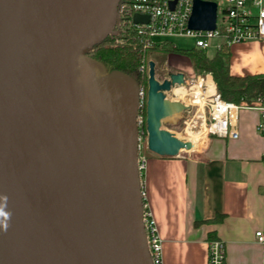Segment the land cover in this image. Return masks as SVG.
I'll use <instances>...</instances> for the list:
<instances>
[{
  "label": "water",
  "instance_id": "1",
  "mask_svg": "<svg viewBox=\"0 0 264 264\" xmlns=\"http://www.w3.org/2000/svg\"><path fill=\"white\" fill-rule=\"evenodd\" d=\"M121 1L0 0V264H153L140 86L86 54L114 36ZM217 15L215 1L193 0L189 30L215 31ZM185 80L160 82L150 61L147 146L162 158L196 151L164 129L189 110L166 95Z\"/></svg>",
  "mask_w": 264,
  "mask_h": 264
},
{
  "label": "crops",
  "instance_id": "2",
  "mask_svg": "<svg viewBox=\"0 0 264 264\" xmlns=\"http://www.w3.org/2000/svg\"><path fill=\"white\" fill-rule=\"evenodd\" d=\"M229 49L231 75H264L262 41ZM216 52L207 50L210 57ZM186 60L191 68V60ZM208 78L216 89L212 76ZM260 121L258 110L240 109L232 123L237 139L210 136L197 145L204 136H190L196 145L192 155L148 154L142 187L162 240L163 264H209V245L214 241L224 244L226 264H264V245L255 236L264 223Z\"/></svg>",
  "mask_w": 264,
  "mask_h": 264
},
{
  "label": "built area",
  "instance_id": "3",
  "mask_svg": "<svg viewBox=\"0 0 264 264\" xmlns=\"http://www.w3.org/2000/svg\"><path fill=\"white\" fill-rule=\"evenodd\" d=\"M174 0H122L118 18L119 24L114 28V36L136 38L148 50L156 43L154 39L172 37H190L195 39L196 49L209 50L213 47L214 40L222 41L216 46L221 49L224 45L242 44L251 40L264 43V0H211L218 4L217 28L213 32L189 30V20L193 10V0H179L175 9H171L170 2ZM147 15L148 24L135 25L134 16ZM147 71V64L142 61L139 73ZM202 89L207 90V79L200 78ZM199 79V80H200ZM198 80V81H199ZM139 107L136 123L139 136V169L143 174L148 160L147 146V92L144 85H140ZM208 115L204 114L205 133L208 137L237 139L238 132L233 127L236 113L240 109H256L261 114L258 131L264 136V102L258 101L252 105L241 103L234 104L222 99L220 93L214 88V93L206 98ZM144 202L143 225L147 239L148 250L153 264H163L162 240L159 236L157 222L147 201V194L142 187ZM257 242L264 245L263 227L255 233ZM209 264H226L225 247L220 241L209 245Z\"/></svg>",
  "mask_w": 264,
  "mask_h": 264
},
{
  "label": "trees",
  "instance_id": "4",
  "mask_svg": "<svg viewBox=\"0 0 264 264\" xmlns=\"http://www.w3.org/2000/svg\"><path fill=\"white\" fill-rule=\"evenodd\" d=\"M131 38V37H130ZM130 41L128 45H117V41ZM149 50H159L164 54H177L188 57L192 66L200 75H211L216 90L223 100L234 104L246 103L252 105L258 101L264 102V75L233 76L230 73V49L224 45L210 57L205 50H179L169 42L154 45L144 50L138 39L122 36H109L100 44L91 48L92 58L103 63L109 73L121 72L136 79L140 85L147 86V77L137 74L142 53Z\"/></svg>",
  "mask_w": 264,
  "mask_h": 264
},
{
  "label": "rangeland",
  "instance_id": "5",
  "mask_svg": "<svg viewBox=\"0 0 264 264\" xmlns=\"http://www.w3.org/2000/svg\"><path fill=\"white\" fill-rule=\"evenodd\" d=\"M209 1V0H206ZM129 39H131L129 37ZM130 42V41H129ZM126 40H120L117 41V45L125 46L130 44ZM154 42L156 45L164 44L166 42L171 43L175 47H177L179 50L189 51L192 49H196L195 46V39L190 37H172V38H161L157 37L154 39ZM220 40H214L213 44L217 46V44H220ZM214 47H211L208 52L213 53L216 49ZM91 53V49L86 51V54L89 55ZM142 58L140 60V65L142 64V61H145L147 64V71L143 74L139 73L140 65L137 70L138 75H142L147 77V89H148V78H149V63L150 61L155 62L156 64V78L160 82L167 79L171 74L174 73H183L185 75V83L181 86H175L173 90L168 93V99L171 101H179L182 103H187L189 107V110L187 112H184L179 119L176 120H170L166 125H164V129L170 131L172 134H174L177 138L186 141L190 138V136L186 133V128H188L189 124L191 125L194 118H196L200 113H203L207 116L208 115V103L205 101L200 107L198 105H192L191 101H189V98H181L177 95L176 90L179 87H182L184 90H191L193 87L196 86V84L199 82L198 80L200 78H206L209 75H200L198 72H196L193 68V66L190 68L188 65V61L186 60V56L183 55H177V54H164L162 51L159 50H149L145 53H142ZM90 56V55H89ZM91 57V56H90ZM177 65H181L182 67L176 68ZM211 76V75H210ZM207 90L204 88H201L202 94L205 93ZM200 117V116H198ZM203 117V116H202ZM204 120V118H201ZM175 122V124H174ZM200 136V135H199ZM204 136V137H203ZM202 139L196 141L197 145L202 143V141L207 140L206 133L203 135ZM193 138L189 139L188 141H192ZM202 147V146H201ZM198 148V146H197ZM148 154L151 152L148 151ZM185 155V154H183ZM142 180V175H141Z\"/></svg>",
  "mask_w": 264,
  "mask_h": 264
},
{
  "label": "bare ground",
  "instance_id": "6",
  "mask_svg": "<svg viewBox=\"0 0 264 264\" xmlns=\"http://www.w3.org/2000/svg\"><path fill=\"white\" fill-rule=\"evenodd\" d=\"M208 78L207 81V91L202 94L201 87H202V81L201 79L196 84L195 87H193L191 90L187 91L184 90L182 87H179L176 90V93L181 98H189L192 103V105H198L199 107L206 101V98L214 93V84L212 83L211 79ZM170 93V92H169ZM168 98V93H166ZM187 104V103H184ZM188 105V104H187ZM186 105V106H187ZM200 116V117H198ZM196 118L193 119L191 125L189 124L188 128H186V133L193 137V136H199L205 134V125L204 120L201 118H204V112L200 113ZM203 116V117H202Z\"/></svg>",
  "mask_w": 264,
  "mask_h": 264
},
{
  "label": "clouds",
  "instance_id": "7",
  "mask_svg": "<svg viewBox=\"0 0 264 264\" xmlns=\"http://www.w3.org/2000/svg\"><path fill=\"white\" fill-rule=\"evenodd\" d=\"M4 213L0 212V216H3ZM4 227H7V225L5 224Z\"/></svg>",
  "mask_w": 264,
  "mask_h": 264
}]
</instances>
